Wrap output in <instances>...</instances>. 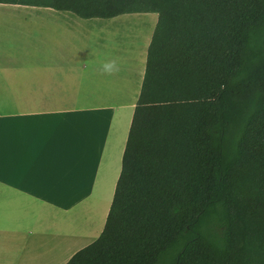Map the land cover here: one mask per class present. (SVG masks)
<instances>
[{"label":"trees","instance_id":"obj_1","mask_svg":"<svg viewBox=\"0 0 264 264\" xmlns=\"http://www.w3.org/2000/svg\"><path fill=\"white\" fill-rule=\"evenodd\" d=\"M155 14L99 238L67 264H264V0H0Z\"/></svg>","mask_w":264,"mask_h":264},{"label":"crops","instance_id":"obj_2","mask_svg":"<svg viewBox=\"0 0 264 264\" xmlns=\"http://www.w3.org/2000/svg\"><path fill=\"white\" fill-rule=\"evenodd\" d=\"M0 10L25 27L33 18L43 25L44 15L74 16ZM141 15L79 28L108 30L120 17ZM152 15L148 36L132 43L129 36H0V264H67L101 235L157 23ZM11 20L3 19L4 32ZM110 57L119 58L120 71L101 75L98 65Z\"/></svg>","mask_w":264,"mask_h":264},{"label":"rangeland","instance_id":"obj_3","mask_svg":"<svg viewBox=\"0 0 264 264\" xmlns=\"http://www.w3.org/2000/svg\"><path fill=\"white\" fill-rule=\"evenodd\" d=\"M154 15L147 14L141 15L140 18L129 17L117 19L118 24L112 25L108 28H97L85 27L81 29V24H84L85 20L79 19L75 16L72 19L67 20L60 18L59 16H43V25H41L38 18H33L31 26L29 22L27 26L20 25V20L16 17V14H4L0 10V36H129L128 42L132 43L133 36H148L151 31V27L148 25ZM73 18L76 20H73ZM157 20V16L155 15ZM3 19H12L10 21L9 30L4 32L5 21ZM63 19V20H62ZM150 21V22H149ZM46 23V24H45ZM135 23L136 25H133ZM153 23V22H152ZM156 24V22H155ZM104 31V32H103Z\"/></svg>","mask_w":264,"mask_h":264},{"label":"clouds","instance_id":"obj_4","mask_svg":"<svg viewBox=\"0 0 264 264\" xmlns=\"http://www.w3.org/2000/svg\"><path fill=\"white\" fill-rule=\"evenodd\" d=\"M119 58L110 57L100 61L98 71L101 75L113 76L120 71Z\"/></svg>","mask_w":264,"mask_h":264}]
</instances>
